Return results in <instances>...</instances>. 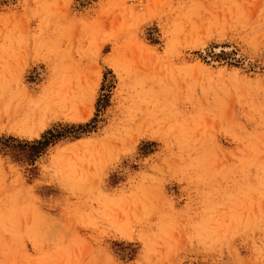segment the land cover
<instances>
[{"label":"rangeland","instance_id":"obj_1","mask_svg":"<svg viewBox=\"0 0 264 264\" xmlns=\"http://www.w3.org/2000/svg\"><path fill=\"white\" fill-rule=\"evenodd\" d=\"M0 264H264V0H0Z\"/></svg>","mask_w":264,"mask_h":264},{"label":"trees","instance_id":"obj_2","mask_svg":"<svg viewBox=\"0 0 264 264\" xmlns=\"http://www.w3.org/2000/svg\"><path fill=\"white\" fill-rule=\"evenodd\" d=\"M51 140L50 139H46V140H38V151H40L42 148H44V146H46ZM36 145V144H35Z\"/></svg>","mask_w":264,"mask_h":264}]
</instances>
